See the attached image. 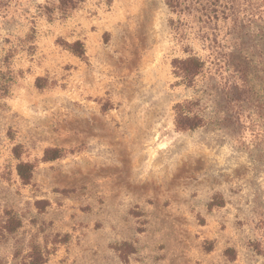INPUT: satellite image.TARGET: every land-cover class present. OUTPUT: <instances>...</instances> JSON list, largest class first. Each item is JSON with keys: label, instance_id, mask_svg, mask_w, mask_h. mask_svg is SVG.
Here are the masks:
<instances>
[{"label": "rangeland", "instance_id": "1", "mask_svg": "<svg viewBox=\"0 0 264 264\" xmlns=\"http://www.w3.org/2000/svg\"><path fill=\"white\" fill-rule=\"evenodd\" d=\"M58 4L10 0L0 18L13 77L0 97V264H22L54 233L47 210L102 211V179L127 152L138 178L161 157L184 188L158 208L178 222L181 263L264 264V0H225L208 18L165 0H85L67 16ZM206 182L215 190L198 199Z\"/></svg>", "mask_w": 264, "mask_h": 264}, {"label": "crops", "instance_id": "2", "mask_svg": "<svg viewBox=\"0 0 264 264\" xmlns=\"http://www.w3.org/2000/svg\"><path fill=\"white\" fill-rule=\"evenodd\" d=\"M107 133L118 135V132ZM118 150L114 149L117 160L120 159ZM127 155V163L121 164L117 171L113 168L109 180L102 179L106 181L102 185L110 187L101 198L106 205L102 211L89 212L88 207L77 211L65 205L57 207V212L46 211L54 233L39 245L44 258L41 264H183L182 233L178 227L174 229L178 222L158 210L168 199L177 205L183 186L169 184L161 157L153 163L158 168L138 178L134 152ZM213 190L210 182L193 187L198 199L212 195ZM74 224L81 225L73 228ZM187 229L190 231V227ZM192 230L198 232L195 228ZM49 236L58 240L49 241ZM30 251L28 248L27 253ZM30 260L25 258L21 263L30 264Z\"/></svg>", "mask_w": 264, "mask_h": 264}, {"label": "trees", "instance_id": "3", "mask_svg": "<svg viewBox=\"0 0 264 264\" xmlns=\"http://www.w3.org/2000/svg\"><path fill=\"white\" fill-rule=\"evenodd\" d=\"M9 1L10 0H0V18L4 15L6 8L9 5ZM84 1L85 0H59L58 8L60 9L63 16H67L70 11L75 10ZM224 1L225 0H165V4L171 14L179 16L185 13L189 14L192 12H202L203 15L208 18V15L216 12V9L220 8L222 2ZM235 1L236 0H230V3ZM220 2L221 4H219ZM78 44L79 43H75L73 46H69L68 44H66L65 47L78 55H82L83 52ZM180 64L182 65V69L187 72L185 75L192 73V70L195 68V60L193 58L186 59L180 62ZM12 79L13 77L9 75L8 70H3L2 68H0V97L6 96L8 94L9 87L13 82ZM56 152V149L46 150L42 160L48 161L56 159L57 157L54 156ZM32 173L33 164L21 162L17 165V174L24 183L29 182ZM30 255L32 256H30V264H41L44 260L43 256L41 255L40 249L36 246L31 250Z\"/></svg>", "mask_w": 264, "mask_h": 264}]
</instances>
